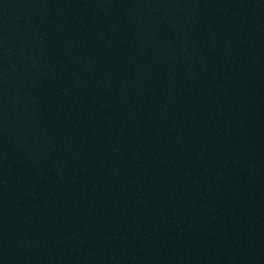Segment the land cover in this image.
Masks as SVG:
<instances>
[{
  "label": "water",
  "instance_id": "water-1",
  "mask_svg": "<svg viewBox=\"0 0 264 264\" xmlns=\"http://www.w3.org/2000/svg\"><path fill=\"white\" fill-rule=\"evenodd\" d=\"M0 264H264V0H0Z\"/></svg>",
  "mask_w": 264,
  "mask_h": 264
}]
</instances>
